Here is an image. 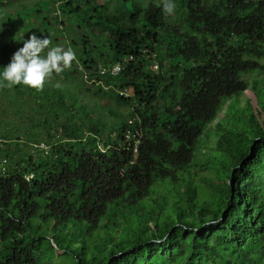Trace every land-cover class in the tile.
I'll list each match as a JSON object with an SVG mask.
<instances>
[{
    "label": "trees",
    "instance_id": "16d2710c",
    "mask_svg": "<svg viewBox=\"0 0 264 264\" xmlns=\"http://www.w3.org/2000/svg\"><path fill=\"white\" fill-rule=\"evenodd\" d=\"M13 1L0 67L23 46L8 25L32 19ZM174 2L31 7L76 59L42 89L0 87V264H264V0Z\"/></svg>",
    "mask_w": 264,
    "mask_h": 264
},
{
    "label": "clouds",
    "instance_id": "9594fccd",
    "mask_svg": "<svg viewBox=\"0 0 264 264\" xmlns=\"http://www.w3.org/2000/svg\"><path fill=\"white\" fill-rule=\"evenodd\" d=\"M175 8L174 0H164L165 13L172 14ZM22 42L23 46L13 53L10 62L0 67V87L11 88L22 84L37 90L42 89L53 73H62L70 68L76 59V53L72 48L49 47L52 43L49 36H38L33 33ZM45 49L48 51L42 55Z\"/></svg>",
    "mask_w": 264,
    "mask_h": 264
},
{
    "label": "rangeland",
    "instance_id": "374dc122",
    "mask_svg": "<svg viewBox=\"0 0 264 264\" xmlns=\"http://www.w3.org/2000/svg\"><path fill=\"white\" fill-rule=\"evenodd\" d=\"M40 1H42V0H14L13 1V4H12L11 8H8L9 13L12 12L13 10H15V9L22 10L21 8H25V9H23L20 12L21 13H26L27 12V14L26 15L22 14L21 19L24 20V17H26V19H29V18H32V19H30L31 20L30 23L27 22V21L22 22V21H20V19H14L13 22H12L13 27H12L11 24L8 25L9 28L11 27V30H9V35L10 36L14 37L15 39L19 36V37H21V41H22L24 38H28L33 33H35L38 36H42V35L45 34L44 28H41L40 26H38V21H39V19L42 16H37V17L35 16V19H33V17H32L33 11L31 10L32 9L31 7L33 6V4H36V3L40 2ZM42 4L44 5V3H42ZM30 10H31V12H30ZM15 22H17L18 26H22V28H23L22 31H20L21 29L17 28L18 27L17 25H14ZM27 24H32V26L30 27L31 29L29 28L30 30L27 29ZM47 34H51V32L49 31ZM64 35H65L64 36L65 37L64 41L67 42L69 40L70 36H73V31L69 30ZM55 37H56V35L53 34L52 38H55ZM49 47H54V45L51 44ZM44 51L47 52L48 49H45ZM246 93L249 94V91H246ZM241 101H242V103L245 102V98L243 96L241 97ZM121 111L124 114H126V115L128 114V109L126 107H122ZM224 114H225V112L223 111L220 116H224ZM205 142H206L205 144H201L202 146H200L198 148V152H197L198 159L203 161V162L205 161L207 155L210 152V147L213 145V141L211 139L205 138ZM191 170H192L191 174H194L196 181H199L200 177L206 178V176H208V177L212 176L208 172L207 168L204 165H202L201 167H194ZM199 193L201 194L202 191L200 190ZM58 255H60V252H58Z\"/></svg>",
    "mask_w": 264,
    "mask_h": 264
},
{
    "label": "built area",
    "instance_id": "2783aa9c",
    "mask_svg": "<svg viewBox=\"0 0 264 264\" xmlns=\"http://www.w3.org/2000/svg\"><path fill=\"white\" fill-rule=\"evenodd\" d=\"M150 69L157 73L159 68L156 63H152L150 66ZM123 70V66L121 63H116L114 65L110 66H101L99 71L101 74H109L112 76H117L120 74ZM131 92V89L125 88L120 91V94L127 96ZM129 128L125 132V139L126 141L131 144L133 153L136 154L138 150V146L140 143V140L142 138V131L137 128L135 125V119H129L128 120ZM8 165V159L6 157H0V171L1 173L6 172V166Z\"/></svg>",
    "mask_w": 264,
    "mask_h": 264
}]
</instances>
